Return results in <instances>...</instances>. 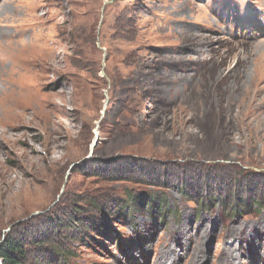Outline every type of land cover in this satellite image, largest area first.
Listing matches in <instances>:
<instances>
[{
    "label": "rangeland",
    "instance_id": "rangeland-1",
    "mask_svg": "<svg viewBox=\"0 0 264 264\" xmlns=\"http://www.w3.org/2000/svg\"><path fill=\"white\" fill-rule=\"evenodd\" d=\"M0 9V246L264 264V0Z\"/></svg>",
    "mask_w": 264,
    "mask_h": 264
},
{
    "label": "trees",
    "instance_id": "trees-1",
    "mask_svg": "<svg viewBox=\"0 0 264 264\" xmlns=\"http://www.w3.org/2000/svg\"><path fill=\"white\" fill-rule=\"evenodd\" d=\"M209 202L210 204L213 205H217V204H221L222 206L226 205L224 200L221 198L220 199L213 198V200L212 201L210 200ZM228 204L226 205V208ZM233 205L234 206L229 204L230 211H228L226 215H231L232 210L236 209V207L239 206L238 201L233 203ZM161 208L163 209L162 211L164 212V207ZM25 258H26V253L19 241H17L15 238L5 239V241H3V244L0 246V264H25Z\"/></svg>",
    "mask_w": 264,
    "mask_h": 264
},
{
    "label": "bare ground",
    "instance_id": "bare-ground-1",
    "mask_svg": "<svg viewBox=\"0 0 264 264\" xmlns=\"http://www.w3.org/2000/svg\"><path fill=\"white\" fill-rule=\"evenodd\" d=\"M6 2V1H5ZM1 10V9H0Z\"/></svg>",
    "mask_w": 264,
    "mask_h": 264
},
{
    "label": "water",
    "instance_id": "water-1",
    "mask_svg": "<svg viewBox=\"0 0 264 264\" xmlns=\"http://www.w3.org/2000/svg\"><path fill=\"white\" fill-rule=\"evenodd\" d=\"M95 142H96V140H95Z\"/></svg>",
    "mask_w": 264,
    "mask_h": 264
}]
</instances>
